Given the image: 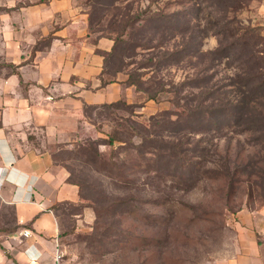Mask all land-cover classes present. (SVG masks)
<instances>
[{
	"label": "rangeland",
	"instance_id": "obj_1",
	"mask_svg": "<svg viewBox=\"0 0 264 264\" xmlns=\"http://www.w3.org/2000/svg\"><path fill=\"white\" fill-rule=\"evenodd\" d=\"M70 4L85 13L87 59L116 79L52 146L78 191L57 210L71 263L231 257L237 212L264 195V73L241 54L264 56V0Z\"/></svg>",
	"mask_w": 264,
	"mask_h": 264
},
{
	"label": "crops",
	"instance_id": "obj_2",
	"mask_svg": "<svg viewBox=\"0 0 264 264\" xmlns=\"http://www.w3.org/2000/svg\"><path fill=\"white\" fill-rule=\"evenodd\" d=\"M85 22L70 0H0V264H72L57 210L78 191L52 146L65 142L70 113L105 92ZM232 235L219 264H264V204L238 211Z\"/></svg>",
	"mask_w": 264,
	"mask_h": 264
},
{
	"label": "trees",
	"instance_id": "obj_3",
	"mask_svg": "<svg viewBox=\"0 0 264 264\" xmlns=\"http://www.w3.org/2000/svg\"><path fill=\"white\" fill-rule=\"evenodd\" d=\"M109 39H111V38H109ZM116 43H117V40L113 39V46ZM103 53H106V52H103ZM259 53H260V55H262L263 51H261V50H250V51L247 50L246 51V49L244 51H241V54L244 55V58H243L244 60H246L248 62V61H251L253 59V64H250V65H252V67L254 68V71H256L258 73L261 71L260 74H263L264 73V56H258ZM254 75H256V74H251V76H254ZM98 79H99V87L105 86L106 83L109 82V81H112V80L115 81L116 80V79L105 80L104 74L102 72H100V74L98 76ZM262 80H263L262 83H264V77H263ZM261 85H264V84H261ZM221 109H222V107L220 108V111H221ZM202 111H204V108L202 109ZM216 118H218V117L216 116L215 119ZM70 183H72V182H70ZM66 203H73V202H66ZM263 204H264V195H263L262 204L260 206H262Z\"/></svg>",
	"mask_w": 264,
	"mask_h": 264
},
{
	"label": "built area",
	"instance_id": "obj_4",
	"mask_svg": "<svg viewBox=\"0 0 264 264\" xmlns=\"http://www.w3.org/2000/svg\"><path fill=\"white\" fill-rule=\"evenodd\" d=\"M24 235L25 236H28L29 235V231H24ZM61 254V253H60ZM60 254H57L56 257L59 258L60 257Z\"/></svg>",
	"mask_w": 264,
	"mask_h": 264
}]
</instances>
